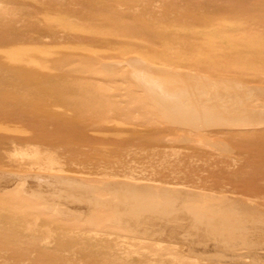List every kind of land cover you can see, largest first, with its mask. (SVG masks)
I'll list each match as a JSON object with an SVG mask.
<instances>
[{"label": "rangeland", "instance_id": "rangeland-1", "mask_svg": "<svg viewBox=\"0 0 264 264\" xmlns=\"http://www.w3.org/2000/svg\"><path fill=\"white\" fill-rule=\"evenodd\" d=\"M131 72L170 81L190 73L186 85L202 83L206 94L235 90L263 102L264 0H0V264H156L128 253L163 240L123 236L116 224L92 240L85 214L65 204L101 198L97 211L112 218L120 187H142L136 198L169 218L228 205L262 222L264 124L239 125L240 115L221 117L223 127L183 123ZM147 225L137 232H157ZM185 256L172 259H198Z\"/></svg>", "mask_w": 264, "mask_h": 264}, {"label": "bare ground", "instance_id": "bare-ground-1", "mask_svg": "<svg viewBox=\"0 0 264 264\" xmlns=\"http://www.w3.org/2000/svg\"><path fill=\"white\" fill-rule=\"evenodd\" d=\"M129 52H125V55H127ZM131 57H133V56H131ZM164 57H167V56H164ZM125 58L126 57H124V60H125ZM128 58H129V56H128ZM128 58H126V59H128ZM133 60H134V57H133ZM110 63L114 64L113 62H110ZM117 63H115V64H117ZM120 63H122V62L120 61ZM120 63L118 65H120ZM142 63L144 64V61ZM124 64H125V62H124ZM145 66H147V65H145ZM123 68H125V67H123ZM167 70L165 71V69H164L163 71L166 73L167 72L169 73V71H167ZM171 70H172V68H171ZM151 71H154V70H151ZM156 71H158V69L155 70V72ZM163 71H161V72H163ZM174 71L175 70L173 69V72ZM180 71L181 70H179L178 73L181 74L182 71L181 72ZM173 72L171 71L170 73H173ZM184 72H185V70H184ZM148 73H149V71H148ZM121 74H123V73L121 72ZM127 74H128V72H127ZM132 74L135 75V78L137 79L138 84H140L142 87H145L149 90V95H150L149 97L152 100L156 101L161 106V108L163 109L162 113L164 111L166 113L165 115L174 117L176 119H180L183 121V123L192 124V123L204 121L206 123H208V122L211 123L212 126L209 123H208L209 125L207 124L208 126H211V127H213V125L218 126V127H220V126L223 127V126H228L229 124L227 125L226 122H221V121L219 122L218 120H220L221 117L224 118L225 116L229 117L231 115L232 116H234V115L239 116L240 115V117L236 116L237 119L238 118L239 119H238V121H235V122H240L239 125H242V124L243 125H249L252 123L264 124V99H263V102L259 101V103H256V104L254 103L255 105L254 104L252 105V102H254L255 100H254V98H248L247 94L244 95V93H243V95L246 96V98L243 95L242 96L244 98L242 96H240V98H238L237 97L238 95L235 96L237 93L234 95V93H235L234 87L235 86L234 87L231 86L234 88L233 89L234 93L232 92V95L226 94V92L224 93L223 92L224 90L219 93L215 89H214L215 91H213V93L208 92L209 94L207 93L208 94L207 95L205 93L207 90L205 92H203L204 91V90L202 91L203 87H202V89L200 87V86H202V83H199V82L196 83L197 85L198 84L200 85V86L198 85L200 88L198 86H196V84L192 85L191 82L189 83V84H191L190 86L186 85L189 82L188 76H190L191 79H192V77H195V76H192L193 74L191 75L190 73L180 76L179 80H176V81H170L169 79H165L166 78L165 74H164L165 77L163 76L164 78H162V80L159 76H154L153 74L152 75L147 74L146 72L144 74L143 73H137V74L132 73ZM200 75H202V74H200ZM172 76H174V75H172ZM202 76H204V75H202ZM167 77H168V75H167ZM208 77L209 76H207V77L205 76V78H208ZM197 78H198V76H197ZM202 79H203V77H202ZM208 79H210V77ZM220 80H219V82H220ZM222 80H224V79H222ZM232 80H235V81H233V82H235V84L238 82L237 81L238 79L237 80L232 79ZM232 80H231V82H232ZM206 81L208 82V80H205V82ZM211 81H214V80H211ZM225 81L227 82V80H225ZM133 83L135 85V82H133ZM211 83H213V82H211ZM220 83L223 84L222 82H220ZM232 84L234 85V83H232ZM239 84H241V83H239ZM216 85H217V82H216ZM246 85L248 86V84H246ZM221 86H223V85H221ZM224 87L227 88V86H224ZM250 87L251 86H248V88H250ZM219 88H221V87H218V89ZM103 89L104 90H102V91H104V92L111 90V88H109V89L103 88ZM136 89H134V90H136ZM226 90H228V89H226ZM237 90H239V89H237ZM250 90H253V89H250ZM136 91H138V90H136ZM242 91H243V89H242ZM259 93H261V92H259ZM138 94H140V93H138ZM138 94L137 95L135 94V95L139 96ZM142 95L146 96L145 94H142ZM256 95H257V93H256ZM143 97H142V99L145 98V97L144 98ZM254 97H255V95H254ZM146 100H148V99H146ZM156 102H154V103L156 104ZM148 103L150 104V101ZM139 104H140V102H139ZM157 109H155V110H157ZM224 119H221V120L224 121ZM165 120H166V118H165ZM242 121H243V123H242ZM169 122H170V120H169ZM214 122H215V124H214ZM216 122L218 124H216ZM232 123H234V122H232ZM202 124L203 123L201 122V125ZM207 125H205V126H207ZM234 125H235V123H234ZM187 127H188V125H187ZM215 128H217V127H215ZM215 128H213V129H215ZM205 129H207V128H205ZM207 130H210V129H207ZM197 136H195V139L197 138L199 140V139H201L199 137H202L203 135H201V136L199 135V137H197ZM204 136H203V138H204ZM193 139H194V137H193ZM205 141H210V140L207 139ZM196 142L199 143L200 141L198 142L196 140ZM206 143H209V142H206ZM200 144H201V142H200ZM19 161H21V160H19ZM4 181L7 182V180H4ZM12 181H13V179H12ZM29 181H32V179L31 180L29 179ZM0 182H2V181H0ZM7 183H9V182H7ZM32 184H35V183H32ZM52 186H54V189L58 187L57 184H54ZM3 188L4 187H2V190H3ZM31 188H32V186H31ZM33 188H35V187H33ZM141 189H142V187L134 186L135 191L134 192L131 191V193H133V195H132L129 192V190H124V187H120L119 192L121 195L123 194L121 196V198H123L124 203L122 204V206L118 207L117 211L114 214V217H112V218H109V216L107 215V213H105V211H97L99 208L106 206V205H104L105 204L104 200H100L101 198L100 199L97 197L87 198L86 200H84L82 202H77L74 200H69L67 197L68 200H66L65 204L69 208L76 210L77 212H83L85 214L84 218H82V219L80 217L79 218L81 220H84V226L86 228H88L87 230H89V234H90L92 240H94L93 239L94 236H97V237L100 236L101 237V235H106L107 233H110V232L113 233V231H112L113 229H111L109 226H111L110 224H116V225H118V227H117L118 228V234H119V232H121V233L127 232L128 234L132 233L133 235H137V236H148L149 238H156V239H161L164 241L161 244H149V245L147 244V245H139V246L137 245V246L131 247L130 248L131 252L128 253L129 260L132 259V257L130 255L134 254V256H136L137 258L138 257L139 258H146L149 261L150 260L156 261L157 262L156 264H175L176 260L180 263L181 262L186 263L188 258L185 255L187 254L188 256L190 255V256H193L194 258L196 257L199 259L198 260L195 258L196 260H195L194 264H197L196 263L197 260H198L199 264H264V212L261 211V209H259L260 214L258 215V217L262 218V222H259V221L255 222L252 220V218L246 219L245 217H242V216H237V215L235 216L234 214H231L229 212V210L227 208L228 205L227 206L225 205L226 206L225 208L223 206L221 208H218L219 206L217 207V205H216L217 208L214 206L215 208H213V209L211 208L212 210H211V213L209 212L210 213L209 216L207 215L208 212H205V211L204 212L207 213L206 215H204V212H196L195 214H192L191 212L186 210V208H185V211L179 212V209H178L179 213L173 214L171 212L173 214L172 215L173 218H171V216L169 218V217H165V215L163 214L164 212L162 213L163 215H161V210L159 211L160 213H158V210L154 211L158 207L157 204H154L152 201L147 202L145 200V198H144V200L146 202H144V200L142 201V200H139L136 198L135 193L139 192V190H141ZM34 190L35 189H33L32 192ZM145 190L146 189H144V192H145ZM15 191H17L16 188L10 189V191H6V192H8V193L11 192L13 195L14 194L13 192H15ZM162 191H166V190H161L160 195H162L164 193V192L162 193ZM176 191H177V189H176ZM182 191L176 192V194L181 195V198H183V196H184V190H182ZM17 193L18 192H16V194ZM33 193H35V191ZM39 193L41 194L40 196L42 198H43V196H44V198L47 195L49 196V193H41V192H39ZM148 193L151 194L150 189H149ZM187 193H188V191H187ZM192 194H193V192H192ZM151 195L153 196V194H151ZM193 195H195V193ZM196 196H197V194H196ZM15 197L17 198V196H13V198H15ZM191 198H192V196H191ZM58 199L59 198H57V200ZM152 199H154V198H152ZM192 199H194V198H192ZM184 200H186V199H184ZM52 201H53V198H52ZM188 201L192 202L193 200L192 201L188 200ZM195 201H198V200L196 199ZM204 201H206V200H204ZM181 202H183V201H181ZM22 203H25V202H22ZM130 203H131L132 207L129 209ZM164 204H163V206H164ZM195 204L196 205L198 204L197 206H199V203L195 202ZM207 204L210 205L208 202L206 203V205ZM243 204L245 206L248 205V207H250L252 209H257V208H255V207H257L256 205H255V207H253L254 205H251L248 202L247 203L245 202ZM187 205H192V204L191 203L186 204L185 207H188ZM148 207L150 208V211H147V209H149ZM151 209H153V210H151ZM195 209H197V208H194V210ZM203 209H205V208H203ZM100 210H103V209L101 208ZM190 210H191V208H190ZM201 211H203V210H201ZM208 211H210V210H208ZM176 212H177V210H176ZM192 212H193V210H192ZM75 215H77V214H75ZM63 216H65V215H63ZM141 216H142V218H141ZM159 216H164L165 218L160 219ZM257 218H256V220H257ZM170 219L173 220V223H171L172 220L168 221ZM258 220H259V218H258ZM139 223H144V224L147 223L151 229H156L157 232H155L153 230H152L153 233L151 231H150V233L145 232V230L147 228L145 230H141L144 227H142L141 229L139 228L141 231L137 232L138 230L136 229V227H137V225H139ZM148 225L146 227H148ZM115 231L116 230H114V233L116 234L117 232H115ZM127 233H125V235H127ZM84 234H86V236L88 238L90 237V236H88L87 233H84ZM122 235H123V233H122ZM125 235H123V236H125ZM83 237H84V235H83ZM84 241L85 240H83V242ZM176 246H179V247H176ZM86 249H88V248H86ZM121 249H124V248L122 247ZM109 250L107 249V253H109L108 252ZM174 255L178 257L176 259L174 258L175 261H173V259H172V256L174 257ZM178 262H177V264H178Z\"/></svg>", "mask_w": 264, "mask_h": 264}]
</instances>
